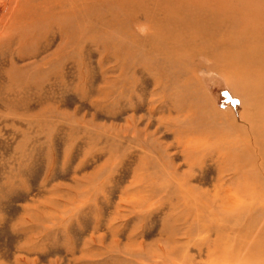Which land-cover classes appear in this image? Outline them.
I'll return each instance as SVG.
<instances>
[{
  "label": "rangeland",
  "instance_id": "374dc122",
  "mask_svg": "<svg viewBox=\"0 0 264 264\" xmlns=\"http://www.w3.org/2000/svg\"><path fill=\"white\" fill-rule=\"evenodd\" d=\"M255 52L264 0H0V264L264 255Z\"/></svg>",
  "mask_w": 264,
  "mask_h": 264
},
{
  "label": "bare ground",
  "instance_id": "6f19581e",
  "mask_svg": "<svg viewBox=\"0 0 264 264\" xmlns=\"http://www.w3.org/2000/svg\"><path fill=\"white\" fill-rule=\"evenodd\" d=\"M245 55L247 57L246 60L248 61L247 62L248 65H247L246 69L244 70V72H246V74H247L246 79H253V77L256 76V77H260L261 81L264 82V56L263 55L260 56L261 54H259L258 52H255L253 54L246 53ZM239 68H241V67H239ZM261 97H262V95H261ZM239 117H240V120L242 122L247 123L245 119H248V117L244 118V114L242 113V110L239 114ZM221 201H222L221 202L222 207H224V210H227L226 206L228 204H230V202H231V206L233 207V209H235L236 205L238 206L239 203L243 202L244 200L243 199L238 200L236 198L233 200L230 198V201H229V200H226L225 198H222ZM195 233L200 234L202 232L201 231L200 232H187V235L190 237V236H194ZM187 242L189 244V238H188ZM208 252H209L208 255H210V257H211L210 262L208 264H213V263L218 264L217 259L215 257H216V253H218L220 251L213 249V250H209ZM171 258H170V260H171L170 262L172 264H181L179 262L173 261L174 259L172 260ZM251 259H253V258H251ZM246 264H264V255H259V257H256L255 260H252L250 263H246Z\"/></svg>",
  "mask_w": 264,
  "mask_h": 264
}]
</instances>
